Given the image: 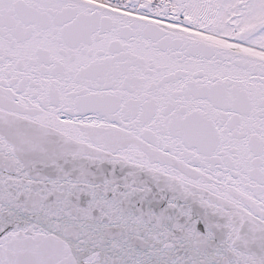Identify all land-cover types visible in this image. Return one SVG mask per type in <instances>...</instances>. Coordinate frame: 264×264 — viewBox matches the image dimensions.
<instances>
[{"label":"snow or ice","instance_id":"obj_1","mask_svg":"<svg viewBox=\"0 0 264 264\" xmlns=\"http://www.w3.org/2000/svg\"><path fill=\"white\" fill-rule=\"evenodd\" d=\"M0 264H264V0H0Z\"/></svg>","mask_w":264,"mask_h":264}]
</instances>
